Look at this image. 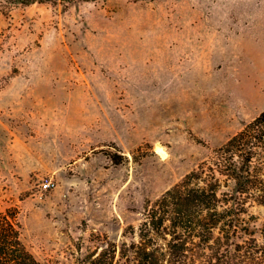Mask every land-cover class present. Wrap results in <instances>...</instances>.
Instances as JSON below:
<instances>
[{"label": "rangeland", "instance_id": "374dc122", "mask_svg": "<svg viewBox=\"0 0 264 264\" xmlns=\"http://www.w3.org/2000/svg\"><path fill=\"white\" fill-rule=\"evenodd\" d=\"M263 110L264 0L0 12V202L41 264H122L145 207ZM245 218L260 243L264 205Z\"/></svg>", "mask_w": 264, "mask_h": 264}, {"label": "trees", "instance_id": "16d2710c", "mask_svg": "<svg viewBox=\"0 0 264 264\" xmlns=\"http://www.w3.org/2000/svg\"><path fill=\"white\" fill-rule=\"evenodd\" d=\"M44 1L54 0H0V12ZM249 202L264 205V110L145 207L138 241L123 243L119 259L122 264H264V224L259 243L245 218ZM0 264H41L23 243L19 208L1 202Z\"/></svg>", "mask_w": 264, "mask_h": 264}, {"label": "built area", "instance_id": "2783aa9c", "mask_svg": "<svg viewBox=\"0 0 264 264\" xmlns=\"http://www.w3.org/2000/svg\"><path fill=\"white\" fill-rule=\"evenodd\" d=\"M55 186H56V184H55L54 181H52V180H48V181H46L45 183H42V184H41V189H42V191H47V190H49V189L54 188Z\"/></svg>", "mask_w": 264, "mask_h": 264}]
</instances>
